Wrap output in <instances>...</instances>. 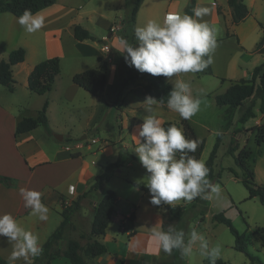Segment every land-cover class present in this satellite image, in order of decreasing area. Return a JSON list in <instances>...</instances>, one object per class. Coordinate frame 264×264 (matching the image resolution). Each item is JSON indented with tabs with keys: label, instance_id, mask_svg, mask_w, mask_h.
Listing matches in <instances>:
<instances>
[{
	"label": "crops",
	"instance_id": "1",
	"mask_svg": "<svg viewBox=\"0 0 264 264\" xmlns=\"http://www.w3.org/2000/svg\"><path fill=\"white\" fill-rule=\"evenodd\" d=\"M189 2L143 0L135 21L131 22L128 17L133 0H56L34 13L45 20L44 26L34 33L26 32L18 24V16L0 12V60L8 59L13 49L22 47L26 51L24 61L12 66L14 90L10 91L0 83V175L19 178L10 176L15 179V186L0 182V215L10 213L21 227L38 235L41 246L55 230L50 228L51 210L59 208L61 222L64 204H71L83 193L86 196L72 212L68 228L83 235L82 223L85 222L89 227L87 234H90L96 206L102 199L94 197L97 190L92 189L96 180L94 177L105 165L117 162L111 178L103 183L119 176H123L127 183L108 189L115 191L117 203L116 213L105 234L98 238L106 245L107 251L86 258L87 263L160 264L170 257L175 259L173 251L165 253L153 238V232L165 230L164 221L172 218L165 206L151 204L149 191L141 189L140 186L146 187L148 173L134 152L136 138L133 134L143 123L136 113L145 100L141 97L145 95L142 88L149 81L145 74L126 63L119 41L123 37L134 47L138 46L134 36L136 26H143L149 19L162 21L169 12L183 14ZM244 2L249 13L235 23L228 0H195V7L210 8V13L202 19L216 29L217 47L211 53L212 62L208 65L211 73H206V68L200 73H181L178 77H165L168 82L173 85L177 78L190 82L192 96L202 101L204 98L215 100L217 94L224 93L234 82L252 76L254 68L264 63V53L257 49L264 30V0ZM125 12L126 20L133 27L130 34L124 32ZM112 24L117 25L116 31L110 30ZM76 25L88 29L97 40L76 39ZM105 39L110 46L108 52L101 51ZM56 56L60 58L61 72L52 89L43 95L31 91L28 77L34 66ZM107 57L111 60L108 61ZM100 58L107 63V83L103 95L95 96L74 83L73 76L97 67ZM45 101L49 102L47 117L52 134L40 125L16 136L17 123L25 117L37 116ZM249 101H252L251 97L238 107L240 113L243 114ZM154 107L163 124L182 119L167 105ZM221 107L226 112L228 107ZM254 111L256 115L260 112L258 106ZM249 119L244 122L245 131L253 125L248 124ZM261 119L264 118H259L254 124H259ZM109 121L116 123L118 135L108 132ZM188 121L192 124L193 118ZM101 129H105L107 134L100 135V143L78 149L76 153L66 151L63 142L53 141H78L88 137L91 130L100 133ZM54 134H61L63 138L56 139ZM21 189L42 193L41 201L49 209L46 221H41L38 216L32 215L30 208L25 207ZM201 202L205 204L208 200L197 197V203ZM172 205L183 204L176 201ZM11 251L12 245L7 238L0 236V257L8 261ZM176 260L179 261L176 264H188L184 257ZM15 264H24V261L21 258ZM50 264L71 262L61 255Z\"/></svg>",
	"mask_w": 264,
	"mask_h": 264
},
{
	"label": "clouds",
	"instance_id": "2",
	"mask_svg": "<svg viewBox=\"0 0 264 264\" xmlns=\"http://www.w3.org/2000/svg\"><path fill=\"white\" fill-rule=\"evenodd\" d=\"M209 13L210 8L198 6L193 8L192 15L169 12L162 21L149 19L143 26H136L134 36L138 46L134 47L123 37L119 41L126 63L141 73L166 78L203 71L212 62L211 53L217 47L216 29L202 19ZM17 22L26 32L34 33L44 26L45 20L25 9ZM162 103L163 98H145L142 104L147 115L133 134L136 138L134 152L148 173L145 186L150 193V203L172 205L179 200L218 197L221 189L208 179L206 162L190 155L195 153L199 140L186 139L182 128L175 124L164 127L154 107ZM166 103L169 110L188 120L200 110L202 101L192 96L190 82L177 78ZM20 192L32 215L46 221L49 209L41 201L42 193L28 189ZM158 223L162 224V221ZM0 236L6 237L12 245L9 264H15L21 258L24 264H33L34 258L43 253L38 235L21 227L10 213L0 215ZM153 238L165 253L178 250L182 257H190L199 242L200 248L207 253L209 264H216L221 255L219 245L210 247L206 237L195 230L186 239L182 229L169 225L166 231H154Z\"/></svg>",
	"mask_w": 264,
	"mask_h": 264
},
{
	"label": "trees",
	"instance_id": "3",
	"mask_svg": "<svg viewBox=\"0 0 264 264\" xmlns=\"http://www.w3.org/2000/svg\"><path fill=\"white\" fill-rule=\"evenodd\" d=\"M56 0H0V12H11L16 16L23 14L25 9L31 10L32 13H36L44 7L50 6L55 3ZM143 0H133V4L130 9V21L134 22L136 19L137 12ZM229 5L233 12V21L239 23L249 13V9L245 4L244 0H228ZM195 8V0H191L184 13L192 15V10ZM74 36L78 40L92 39L97 40V38L90 33V31L81 25H76L74 27ZM257 49L264 53V30L260 41L257 44ZM26 51L24 48L13 49L9 55L8 59L0 60V83L4 85L8 90L13 91L15 87V79L12 74V66L24 61ZM100 64L97 67L89 68L81 72H77L73 76V81L89 93L95 96H102L107 83V63L99 59ZM61 72V64L59 57H51L40 61L37 63L28 77L29 89L37 94L43 95L48 93L56 80V77ZM201 72V71H200ZM197 72V73H200ZM206 73H211V68L206 67ZM147 76L149 83L143 86L142 92L146 96H153L156 99L163 98V105H167L168 93L171 91L172 84L166 80L164 76H153L149 73H143ZM259 80L261 86V92L259 94L260 105L259 111L264 114V63L256 66L253 70L252 76L248 79H240L229 86V88L221 94L215 96V100L218 106H227V115H229L232 109L243 105L244 101L254 95L256 89V83ZM49 102L45 101L43 107L39 110L38 115L33 117H25L21 119L16 126L15 134L19 136L22 133L31 131L40 125H43L49 133H52L47 117V108ZM256 116L254 111V105H249L240 117V121L246 122L249 118ZM171 124H175L172 121H167L163 124L164 127H168ZM180 126L183 129L186 139L189 140H199L194 127L189 123L188 120L181 119ZM223 133H220L217 137V141L210 153L209 158L206 161V166L209 168L208 179L212 181L214 178L213 167L215 158L217 156V151L220 145L221 137ZM257 142L258 145L264 143V124L258 128L257 131ZM205 140H199V145L195 153H190L194 155L197 159H200L202 152L204 150ZM235 150L231 148V151ZM245 155L243 151L236 156V162L243 169V175L240 176L238 173L234 172L236 178L241 179L242 183L246 186L249 191V198L259 197L260 202L264 206V185L255 182L254 172L245 164V159L249 156ZM117 166L116 163H111L105 165L92 186L93 190L99 188V186L111 178L113 174V168ZM0 182L7 186H15V179L10 176L0 175ZM144 191H149L147 187L140 186ZM86 193L79 195L69 206H66L62 211V220L58 227L52 232L50 237L42 245L43 253L41 256L34 259L33 264H50L52 260L64 255L67 257L71 264H88L86 258H93L103 252L107 251L106 245L101 242L98 238L103 236L106 232V228L113 219L116 213V203L117 195L115 191L108 190L102 197L98 205L96 206V211L94 219L92 222V228L90 232L91 240L86 244L82 245L81 241L78 239H69L64 250L59 247L62 240L64 239V234L66 229L71 225V214L74 212L80 204V201ZM172 219H179L185 213L184 205H166ZM132 219L133 216H130ZM214 220L226 224L231 233L235 236V248L239 251L245 252L252 262H255V258L248 251L245 237L240 234L238 230L233 226L232 221L224 213H216L213 215ZM259 235L261 239V244L264 247V226L260 227ZM84 235H81L83 237ZM209 261V260H208ZM206 261L205 264H209ZM0 264H9V262L0 257ZM160 264H166L165 262ZM167 264H173L168 262ZM216 264H227V262L218 258Z\"/></svg>",
	"mask_w": 264,
	"mask_h": 264
},
{
	"label": "rangeland",
	"instance_id": "4",
	"mask_svg": "<svg viewBox=\"0 0 264 264\" xmlns=\"http://www.w3.org/2000/svg\"><path fill=\"white\" fill-rule=\"evenodd\" d=\"M126 16L127 13L125 12L123 14L125 19L124 32L130 34L133 27L132 24L126 20ZM128 18L130 19V15ZM260 89V83L257 81L254 95L251 97L252 101L247 102L248 105L253 104L256 106L254 108H257V106L259 108ZM141 97L145 99L147 96L142 94ZM136 114L138 118L143 120V117L147 115L144 104L138 108ZM240 114L242 113H240V108L238 107L232 109L231 113L227 115L223 107L218 106L216 101L212 98H204L202 100L200 110L192 117L193 122L191 125L194 127L199 139L205 140L202 153L203 156L201 155L202 160L205 162L210 156L218 135L224 133L221 137L217 156L215 158L213 167L214 178L211 182L220 187L221 194L218 197L208 200L205 204L202 202L197 203V198L192 201L184 200V203L182 200H179L180 204L186 207L184 215L179 219L164 221V228L166 231L169 225H174L178 230L182 229L185 232L186 239L188 234L193 230L202 233L208 240L210 247L215 245L220 246L221 255L219 258L224 259L227 264H264V247L261 244L259 235L260 227L264 226V206L260 202L259 197L249 198L248 189L242 183L241 179L236 178L233 173L234 171L240 176L243 175V169L237 164L236 156H238L241 151H243L245 155L251 152L245 159V164L254 172L255 182L264 185V143L258 145L256 138L258 128L264 124V119H261L259 124H254L259 118H264V114L257 112L255 117L249 119L248 124L253 125L250 126L251 129L249 128L247 131L244 130L246 124L240 121ZM174 122H177L176 126L181 128L179 121ZM107 129L109 133L118 135V129L114 121H109ZM106 134L107 131H105V129H101L100 133L91 130L87 136L88 138L96 136L100 139L101 136H105ZM107 136H110V134ZM54 137L56 138L55 134ZM53 141H56L55 143L63 142L65 145H73L76 142V140L57 141L55 139H53ZM231 148L235 150L231 151ZM115 170L116 168L113 169V171ZM16 174L20 176L19 173ZM96 177L97 175L94 178ZM122 177L123 176H119L114 178L111 182L103 183L100 188L94 192V197L101 198L112 186L126 184V180ZM66 206L68 205L64 204V208ZM216 213H224L231 219L233 226L238 232L244 235L248 251L255 258V262H252L251 258L245 252L235 248V236L231 233L230 228L226 224L214 220L213 215ZM60 219L61 211L59 208L52 209L50 219V228L52 230L57 228ZM82 227L85 231L83 237H81L80 232L68 228L65 232L64 240L59 247L62 249L64 243L66 244L71 236H78V240L81 241L82 245L86 246L91 240L90 234H87V228L89 227L85 222L82 223ZM173 255L175 259L174 257H170V259L164 262L166 264L168 262L176 264L179 262L176 259L183 258L178 250H173ZM184 258L188 264H205V262L209 260L206 251L200 248L199 242L194 246V253L192 256Z\"/></svg>",
	"mask_w": 264,
	"mask_h": 264
},
{
	"label": "built area",
	"instance_id": "5",
	"mask_svg": "<svg viewBox=\"0 0 264 264\" xmlns=\"http://www.w3.org/2000/svg\"><path fill=\"white\" fill-rule=\"evenodd\" d=\"M110 30L111 31H116L117 30V25L112 24L110 26ZM106 39L104 40L105 43H103L102 44V47H101V51L102 52H108V51H110V46L107 43V40ZM106 59L108 61H110L111 60V57H107ZM98 143H100V139H98L97 137H92V138L85 137L84 139H79L73 145L66 144L65 145V150L76 153L78 151V149H81V148L87 147V146H91L93 144H98ZM91 176H93V174ZM66 204L69 206L70 205V202H66Z\"/></svg>",
	"mask_w": 264,
	"mask_h": 264
},
{
	"label": "water",
	"instance_id": "6",
	"mask_svg": "<svg viewBox=\"0 0 264 264\" xmlns=\"http://www.w3.org/2000/svg\"><path fill=\"white\" fill-rule=\"evenodd\" d=\"M55 136H56V138H58L60 140L63 138V136L61 134H56ZM82 139H84V138H82Z\"/></svg>",
	"mask_w": 264,
	"mask_h": 264
}]
</instances>
